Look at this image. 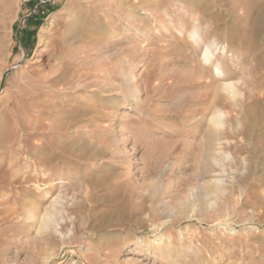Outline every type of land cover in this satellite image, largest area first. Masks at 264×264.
Returning a JSON list of instances; mask_svg holds the SVG:
<instances>
[{
    "label": "rangeland",
    "instance_id": "rangeland-1",
    "mask_svg": "<svg viewBox=\"0 0 264 264\" xmlns=\"http://www.w3.org/2000/svg\"><path fill=\"white\" fill-rule=\"evenodd\" d=\"M0 264H264V0H0Z\"/></svg>",
    "mask_w": 264,
    "mask_h": 264
},
{
    "label": "bare ground",
    "instance_id": "bare-ground-1",
    "mask_svg": "<svg viewBox=\"0 0 264 264\" xmlns=\"http://www.w3.org/2000/svg\"><path fill=\"white\" fill-rule=\"evenodd\" d=\"M205 52H206V50H205ZM206 53H207V52H206ZM206 53H204V59H205V60H208V59H209V55L206 54ZM218 75H220L219 72H218ZM212 121H215V119H210V120H209V122H212ZM33 217H34V216H31L30 219H34ZM49 218H50V217H49L48 212H45L44 215H42L41 223H45V222H47V220H48Z\"/></svg>",
    "mask_w": 264,
    "mask_h": 264
}]
</instances>
